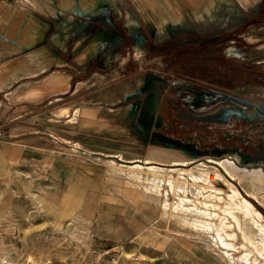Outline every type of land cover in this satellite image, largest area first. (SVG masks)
Wrapping results in <instances>:
<instances>
[{
    "label": "rangeland",
    "instance_id": "1",
    "mask_svg": "<svg viewBox=\"0 0 264 264\" xmlns=\"http://www.w3.org/2000/svg\"><path fill=\"white\" fill-rule=\"evenodd\" d=\"M203 1L205 6L199 4L198 12L187 0H178L176 7L181 16L177 25L168 24L164 31H158L152 39L148 40L146 36L140 38L139 41L144 44L143 48L133 44L135 38L130 41L124 37L118 55L123 57L128 56L129 53L133 58L132 63L137 62L136 81L146 73L158 72L167 76V79L176 86L184 85V88L196 86L229 94L244 103L241 108L246 109L249 118L264 119V77L260 81L251 76V81L248 82L245 73L240 71L237 77L244 83L233 89H226L192 78L185 71H174L175 57L173 52L168 51L174 48L172 44L183 47L195 44L199 36L232 32L242 40L225 41L226 47L221 52L204 54L203 59L222 60L242 70L250 68L251 75L255 71L264 75V0H260L256 7L250 8L242 6L237 0H215L216 3L212 5L207 0ZM184 2L186 4H183ZM232 7L233 11L230 10ZM216 17L218 20L211 21ZM151 43L171 46H167L165 52H158L161 50L152 49ZM174 84L172 91H179L180 89H176ZM182 96L187 97L188 94L182 91ZM188 100L192 103L191 99ZM247 104H250V107ZM224 107L228 108V105H223L221 100L199 108L191 107L189 116L203 120L189 118L184 122L182 113H177V118L175 117L177 125L175 134L190 136L192 139L190 142L197 144L196 150L201 153L194 156L185 154L179 159L191 162L186 167L192 168L196 175L203 178L217 171L214 167L202 165L195 167L206 157L234 158L240 171L264 169L262 166L251 165L259 161L246 162L234 152L237 151L254 160L264 156V152L255 148L254 143L257 140L254 136L245 139L240 138L239 135L222 137L221 131H234L232 115L226 126L216 122L207 123L210 118L218 116ZM258 143L261 141L258 140ZM111 159L113 158L91 157L94 185H92V193L87 196L66 189L63 184L59 186L51 184L45 173L37 176L25 174L23 176L25 185L17 189L15 187L6 189V186L0 184V194H5L0 196V248L2 249L0 257L4 250H7L20 264H24L31 257L36 264H230L226 260L224 251L217 246L207 247L198 244L194 239L192 243L189 239L171 236L161 222V207L165 200L169 203L167 206L172 209L177 205L180 207L182 204L186 205L188 202L180 204L181 196L189 195L188 197L199 206L218 213L220 218L218 220L214 218L215 221H219L222 217L234 224L231 215L220 209L226 206L227 198L219 199L225 194L213 191L208 188V184L194 182L189 173L185 178H181L178 171L170 170L157 175L161 181L160 189L156 190L150 181L137 179L134 175L137 172H131L130 166H122L121 163H125L124 161ZM147 159L153 160L150 157ZM172 160L174 159L160 161L170 163ZM158 165L171 167L170 164ZM142 174L151 178L155 176L146 171ZM170 179H178L176 182L180 183L187 181L186 194L182 191L179 192L180 196L174 194L168 182ZM225 179L234 183L253 203L254 199L243 190L241 185L226 175ZM223 183L222 180H217L214 182V188L226 190ZM201 185L207 188L203 189ZM11 191L10 197L6 196ZM254 201L261 207L256 200ZM200 202H208L210 206L207 207ZM212 204L215 206L213 207ZM147 219L151 221L152 226L145 230ZM244 227L247 233L252 235L253 242L260 246L256 229L243 224ZM143 230L145 232L139 235ZM235 230L239 234V242L243 241L237 226ZM246 248L251 250L252 256H257L254 244L247 241Z\"/></svg>",
    "mask_w": 264,
    "mask_h": 264
},
{
    "label": "crops",
    "instance_id": "2",
    "mask_svg": "<svg viewBox=\"0 0 264 264\" xmlns=\"http://www.w3.org/2000/svg\"><path fill=\"white\" fill-rule=\"evenodd\" d=\"M177 5L0 0V184L17 189L25 174L45 173L51 184L87 196L92 156L130 163L150 157L153 164L185 156L134 134L132 99L145 76L136 81L137 62L118 55L124 37L143 48L140 38L177 25Z\"/></svg>",
    "mask_w": 264,
    "mask_h": 264
},
{
    "label": "bare ground",
    "instance_id": "3",
    "mask_svg": "<svg viewBox=\"0 0 264 264\" xmlns=\"http://www.w3.org/2000/svg\"><path fill=\"white\" fill-rule=\"evenodd\" d=\"M207 1L211 5L214 3L213 0ZM237 1L246 8L256 7L260 3V0ZM198 6L199 4L194 5L197 11ZM150 160L151 159H147L144 163L132 161L131 164L121 163V165L130 166L129 169L131 172H137L134 174L136 175L137 179H146L150 181L156 190H158V188L160 189L159 182L161 181L157 175L163 173L165 170L178 171L179 174H181V178H185V175L189 173L194 182L208 184V188L212 189L213 191L225 194L226 197L222 195L219 197V199L227 198L225 208L220 209L231 215L232 220L234 221L233 224L232 222H229L228 219L222 217L219 221H215L214 218L217 220L220 218L218 213L204 209L195 203L194 200L189 198V195H184L181 196L180 204L188 202L186 205L182 204L181 207L177 205L171 209L167 206L169 203L165 200L161 207V222L168 229V232L171 236L186 238L192 243L194 239L198 242V244L200 243L207 247L209 245H215L224 251L226 254V260L230 264H264V214L251 202V200H249V198L243 195L241 190L234 183L225 179L226 175L229 177V179L235 180L239 185L242 186L243 190L252 199L256 200L264 208L263 168L243 169L240 171L234 161V158L224 157L214 159L212 157H206L204 161L196 164L195 167H199L200 165L205 167H214L217 171L213 172V175H207L206 178H203L199 175H196L192 171V168L186 167L191 162L176 158L170 161L171 167H164L158 164H153L150 162ZM143 171L154 174L155 176L152 178L150 176L146 177L142 174ZM177 180L170 179L168 181L170 183L172 192L178 196H180L179 192L181 191L183 194H186L187 181L180 183L176 182ZM217 180H222L227 189L221 190L214 188V182ZM194 186L199 187L200 184H194ZM201 187L203 189L207 188L204 185H201ZM200 203L207 207L210 206L208 202ZM212 205L213 207L215 206L214 204ZM147 222L148 224L146 225L145 230H148L152 226L150 220L147 219ZM243 224L246 226L249 225L256 229V232L260 238V246L253 242L252 235L247 233L245 227L243 228ZM235 226H237L238 230L241 232V237L243 239L241 242H239V234L235 230ZM143 232L145 231H141L139 235H142ZM247 241H249L251 244H254L255 249L257 250V256H252L251 250L246 248ZM242 249L247 250L242 251ZM0 250L2 249L0 248ZM0 264L20 263L12 257L10 251L4 250L3 255L0 257ZM24 264H36V262L31 257L28 258Z\"/></svg>",
    "mask_w": 264,
    "mask_h": 264
},
{
    "label": "trees",
    "instance_id": "4",
    "mask_svg": "<svg viewBox=\"0 0 264 264\" xmlns=\"http://www.w3.org/2000/svg\"><path fill=\"white\" fill-rule=\"evenodd\" d=\"M229 40L241 41L242 39L238 38L236 34L228 32L222 35L200 36L195 44L186 45L183 47L172 44L174 48L168 49V51L173 52V57H175L174 71H185L186 74L192 76V78L203 80L207 83L214 84L226 89H233L236 86L244 83L237 77L240 74V71L245 73V77L248 82L251 81V76L255 80L262 81L264 75L260 74L259 71L252 72L251 75L250 68L242 70L241 68H237L233 64L224 62L222 60L208 61L203 59L204 54L221 52L226 47L225 41ZM167 46L171 45H158L157 43L151 45L152 49L161 50L158 52L167 51L165 50ZM187 52H190L191 54L186 55L185 53ZM223 98L226 103H231L233 104V106L226 108L218 116L210 118L207 123L210 124L216 122L217 124L226 126V124L230 120V115H232L234 120V131L223 130L221 131L222 137H236L239 135L240 138L245 139L250 138V136H254V138H256L257 140L254 143L255 148L259 151L264 152V119L255 120L249 118L246 114V109L241 108V105H243L244 103L238 99L233 98L229 94H224ZM247 106L250 107V104H247ZM258 140H260L261 143H258ZM240 155L246 162H256L260 160L264 161V156H260L259 158H257V160H254L250 159L247 155L241 153ZM252 201L264 214V209L260 207L254 200Z\"/></svg>",
    "mask_w": 264,
    "mask_h": 264
},
{
    "label": "flooded vegetation",
    "instance_id": "5",
    "mask_svg": "<svg viewBox=\"0 0 264 264\" xmlns=\"http://www.w3.org/2000/svg\"><path fill=\"white\" fill-rule=\"evenodd\" d=\"M236 51L240 50L236 49ZM144 76L145 80L141 86L144 89V92H142L138 97H135L137 95V92L134 94V97L132 99V114L136 107L135 104L138 100H149L151 102H156V100L159 99L160 101L157 109V118L154 123V128L152 129L153 137H150L148 144L155 143L164 144L167 146L170 145L173 146L172 148L181 150L191 156L201 155V153L196 150L197 144L190 142V140H192L190 136L186 137V135L183 134H181V136H178L177 134H175V130L177 128L175 122V117L177 118L176 114L182 113L184 122H186L189 118L203 120L201 118H194L193 116H189L191 107L199 108L221 100V103L223 105H228L229 108L231 103H226L224 101V93L218 92L213 89H201L196 86H191L190 88H184V85L176 86L171 80L167 79V76L158 72H149L144 74ZM173 84L176 89L178 88L180 90L172 91ZM182 91H185L188 96L183 97ZM188 99H191L192 103ZM226 108L227 107H224L223 111ZM158 116H161L160 120L158 119ZM235 153L240 155L239 152ZM260 161L264 162L263 160Z\"/></svg>",
    "mask_w": 264,
    "mask_h": 264
},
{
    "label": "water",
    "instance_id": "6",
    "mask_svg": "<svg viewBox=\"0 0 264 264\" xmlns=\"http://www.w3.org/2000/svg\"><path fill=\"white\" fill-rule=\"evenodd\" d=\"M142 92H144V89L139 86L137 89V95L135 97H138ZM159 102V99H157L156 102H151L149 100H138L135 104L136 107L133 112L135 118V123L133 124V132L145 144H148L150 137H153L152 129L154 128V123L157 118V109ZM158 119L160 120L161 116H158ZM168 146L171 148L173 147L170 145ZM251 165H258L264 167V162L259 161Z\"/></svg>",
    "mask_w": 264,
    "mask_h": 264
},
{
    "label": "built area",
    "instance_id": "7",
    "mask_svg": "<svg viewBox=\"0 0 264 264\" xmlns=\"http://www.w3.org/2000/svg\"><path fill=\"white\" fill-rule=\"evenodd\" d=\"M3 134V130L2 129H0V136Z\"/></svg>",
    "mask_w": 264,
    "mask_h": 264
}]
</instances>
